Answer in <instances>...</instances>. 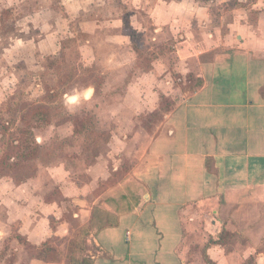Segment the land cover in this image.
Listing matches in <instances>:
<instances>
[{
	"label": "rangeland",
	"instance_id": "374dc122",
	"mask_svg": "<svg viewBox=\"0 0 264 264\" xmlns=\"http://www.w3.org/2000/svg\"><path fill=\"white\" fill-rule=\"evenodd\" d=\"M158 1L0 0V264H79L86 227L62 191L95 182L92 197L137 178L145 132L196 86L175 42L152 40L144 7ZM194 1L264 10V0ZM53 199L57 215L43 207ZM21 234L49 240L31 247Z\"/></svg>",
	"mask_w": 264,
	"mask_h": 264
},
{
	"label": "crops",
	"instance_id": "0c3cea01",
	"mask_svg": "<svg viewBox=\"0 0 264 264\" xmlns=\"http://www.w3.org/2000/svg\"><path fill=\"white\" fill-rule=\"evenodd\" d=\"M158 2L144 7L152 40L174 41L183 81L197 84L145 132L137 178L92 197L95 182L62 191L86 227L79 264H264L263 236H249L264 231V10ZM20 236L37 248L49 240Z\"/></svg>",
	"mask_w": 264,
	"mask_h": 264
},
{
	"label": "trees",
	"instance_id": "16d2710c",
	"mask_svg": "<svg viewBox=\"0 0 264 264\" xmlns=\"http://www.w3.org/2000/svg\"><path fill=\"white\" fill-rule=\"evenodd\" d=\"M36 259H39V260H42V261H45V262H57V261H59V260H53V261H50V260H46V259H44V257L42 258V257H35Z\"/></svg>",
	"mask_w": 264,
	"mask_h": 264
}]
</instances>
